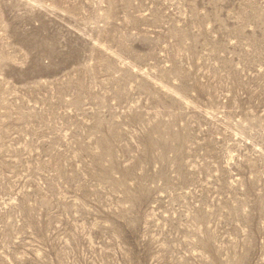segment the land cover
<instances>
[{"label": "rangeland", "instance_id": "374dc122", "mask_svg": "<svg viewBox=\"0 0 264 264\" xmlns=\"http://www.w3.org/2000/svg\"><path fill=\"white\" fill-rule=\"evenodd\" d=\"M0 264H264V0H0Z\"/></svg>", "mask_w": 264, "mask_h": 264}]
</instances>
